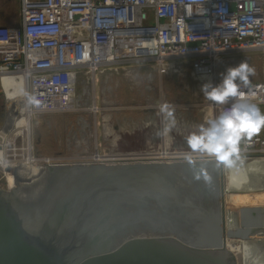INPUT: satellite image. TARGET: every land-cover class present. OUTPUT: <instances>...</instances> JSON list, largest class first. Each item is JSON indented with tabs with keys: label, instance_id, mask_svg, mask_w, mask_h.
<instances>
[{
	"label": "built area",
	"instance_id": "2783aa9c",
	"mask_svg": "<svg viewBox=\"0 0 264 264\" xmlns=\"http://www.w3.org/2000/svg\"><path fill=\"white\" fill-rule=\"evenodd\" d=\"M19 16V25L0 26V79L18 78L26 87L9 136L26 126L32 130L41 116L76 111L78 80H93L98 71L129 64L161 69L181 61L194 76L211 79L223 55L264 54V0H19ZM239 87L264 112V82ZM28 95L42 105H29ZM232 102L216 103L217 115ZM89 110L102 112L95 101ZM7 139L1 160L10 155ZM25 143L16 142V162L5 171L26 158L37 165L60 163L35 156L32 142L26 152ZM259 156H264V131L242 138L233 159Z\"/></svg>",
	"mask_w": 264,
	"mask_h": 264
},
{
	"label": "water",
	"instance_id": "95a60500",
	"mask_svg": "<svg viewBox=\"0 0 264 264\" xmlns=\"http://www.w3.org/2000/svg\"><path fill=\"white\" fill-rule=\"evenodd\" d=\"M194 159L44 164L0 189V264H237L224 243L223 166ZM207 201L221 224L214 236L171 229Z\"/></svg>",
	"mask_w": 264,
	"mask_h": 264
},
{
	"label": "rangeland",
	"instance_id": "374dc122",
	"mask_svg": "<svg viewBox=\"0 0 264 264\" xmlns=\"http://www.w3.org/2000/svg\"><path fill=\"white\" fill-rule=\"evenodd\" d=\"M19 23V0H0V26H15ZM241 61H246L255 69L249 81L264 82V54L259 51L221 56L211 79L194 76L189 65L181 61L161 69L137 64L120 65L113 71L96 72L93 80L79 79L76 86V111L41 116L37 118V123L34 122L30 135L34 154L40 158L58 159L60 163H79L94 162L91 156L95 153L105 157L108 154L157 151L159 148L163 151V140L166 138L162 136L160 139L159 131L160 124L165 125L166 120L158 113L163 103H168L174 108L176 121L175 126L168 132V149L171 152L187 153L190 150L185 138L189 132L195 131L207 120L217 116L216 102L205 98L201 85L209 81L218 83L221 74L228 67L236 66ZM19 96L16 81L0 79V189L3 190L9 188L5 170L1 165L15 158L16 142L23 138V134L26 136L25 127L11 136L8 135L19 121ZM93 101L101 108L102 112L99 114L94 115L89 110ZM6 139L10 140V155H3L1 160V145ZM231 203L224 201L225 212L230 209L240 217L239 209L236 211ZM258 205L260 206H256L255 210L257 215L261 214L258 217L263 220L264 203ZM248 207L244 209H253ZM203 208V212L194 214L195 217L181 219L173 216L171 221H168L169 224L172 222L171 229L194 240L211 238L216 227H221V224L213 204H205ZM250 230L249 235L261 231L259 228ZM235 234L245 233L240 231ZM237 235L228 237L231 238V243L240 238Z\"/></svg>",
	"mask_w": 264,
	"mask_h": 264
},
{
	"label": "bare ground",
	"instance_id": "6f19581e",
	"mask_svg": "<svg viewBox=\"0 0 264 264\" xmlns=\"http://www.w3.org/2000/svg\"><path fill=\"white\" fill-rule=\"evenodd\" d=\"M161 77V76H160ZM3 79H12L16 81L19 94L21 91L25 92L26 87L22 84V82L18 78L5 77ZM95 91V90H94ZM96 94V93H95ZM21 96V94H20ZM160 117L161 113L158 111ZM109 115V114H108ZM109 117V116H108ZM106 117V119L108 118ZM104 120V118H103ZM162 119L160 118V122L162 123ZM108 126V125H107ZM161 129L164 124H160ZM26 136L23 134V141H25L27 149L24 150L30 152L31 150V138H30V129L28 126L25 127ZM160 129V139L162 136L166 138L163 140L165 142V147L163 151L159 148L157 151H149L135 154H108L105 157H101L98 153H95L91 157L95 161H124V160H174L176 158L184 157V154L181 152H171L168 149L169 142V134L163 133V129ZM19 130V129H18ZM19 133V132H18ZM27 139V140H26ZM115 144V143H114ZM96 145V144H95ZM161 151V153H160ZM169 152V153H166ZM201 155H195L194 157H199ZM48 158V157H46ZM15 159V158H14ZM13 160H9L7 162L2 163L1 167L4 166H12L7 165ZM47 161V159H45ZM49 160V159H48ZM234 163L231 166H223V176H224V198L223 201L227 203H231V205L236 209H239V215L241 213V217L236 216V212H231L228 209L225 212V220H224V243L226 247L235 255L238 264H264V219L262 220L256 211V206H260L258 204L264 203V156L253 157L250 159H233ZM48 162V161H47ZM46 163V162H45ZM42 172V166L39 164H34L31 158H26L24 161L19 164H15L12 168V171H5V179L8 184V188H16L19 183L27 184L29 180H33L37 178ZM249 175L247 178L246 175ZM247 178V179H245ZM237 184V185H236ZM253 208L252 210L248 209V213H245V207ZM263 214V213H262ZM243 216H249L250 219L247 220L243 218ZM238 218H241L237 220ZM245 219V220H243ZM262 220V221H261ZM249 223V224H248ZM243 225L247 226V229H241L238 232H251V228H259L261 231H258L255 238H249L247 235H244L243 238H239V240L243 241H235L231 243V238L228 239L229 233L234 234L232 231L233 228H241ZM249 227V229H248ZM251 255V257L249 256Z\"/></svg>",
	"mask_w": 264,
	"mask_h": 264
},
{
	"label": "clouds",
	"instance_id": "9594fccd",
	"mask_svg": "<svg viewBox=\"0 0 264 264\" xmlns=\"http://www.w3.org/2000/svg\"><path fill=\"white\" fill-rule=\"evenodd\" d=\"M255 69L246 61L236 66H230L218 83L211 81L201 85V92L206 99L218 104H225L232 98L233 102L219 115L200 125L195 131L186 136L189 152L184 159L194 165L196 160L193 153H199L213 158L217 164L231 166L233 157L237 155L238 146L242 138L252 136L264 131V112L241 95L239 85L247 84L249 77ZM29 105L41 106L42 101L32 95L27 96ZM160 113L166 120L163 133H168L175 126L174 108L168 103L160 106ZM205 180L210 177L205 176Z\"/></svg>",
	"mask_w": 264,
	"mask_h": 264
},
{
	"label": "flooded vegetation",
	"instance_id": "af4514ba",
	"mask_svg": "<svg viewBox=\"0 0 264 264\" xmlns=\"http://www.w3.org/2000/svg\"><path fill=\"white\" fill-rule=\"evenodd\" d=\"M206 195H207V192L204 191V197H205V199H206V197H207ZM206 200H207V199H206ZM208 203H209V202L207 201L206 204H208ZM240 217H241V216H240ZM245 217H247V218H245ZM243 218H245V219L247 220V222H248V220L250 219L249 216H243ZM239 219H241V218H238L237 220H239ZM245 219H243V220H245ZM261 221H262V220H261ZM248 224H249V223H248ZM262 226H264V225H262ZM244 228L247 229V226H246V225H243L241 228H237V229H236V228H233L232 231H233L234 233H238L239 230L244 229ZM261 228H264V227H260V229H261ZM248 229H249V227H248ZM248 233H249V232H246L244 235H246V234H248ZM236 240H237V241H243V240H239V239H235V241H236Z\"/></svg>",
	"mask_w": 264,
	"mask_h": 264
}]
</instances>
